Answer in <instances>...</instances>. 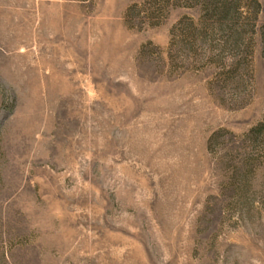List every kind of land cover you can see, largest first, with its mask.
<instances>
[{"label": "rangeland", "instance_id": "1", "mask_svg": "<svg viewBox=\"0 0 264 264\" xmlns=\"http://www.w3.org/2000/svg\"><path fill=\"white\" fill-rule=\"evenodd\" d=\"M209 1L0 0V264H264V0Z\"/></svg>", "mask_w": 264, "mask_h": 264}, {"label": "trees", "instance_id": "2", "mask_svg": "<svg viewBox=\"0 0 264 264\" xmlns=\"http://www.w3.org/2000/svg\"><path fill=\"white\" fill-rule=\"evenodd\" d=\"M220 2V5H219V7H217V6H215L216 5V3H219ZM227 1L226 0H210L209 2H208V4L211 6V11H214V10H216L215 9V7H217L218 9L217 10H220V12H217L218 14H221L222 13V11H223V13H226L227 11H228V8H229V6L227 5Z\"/></svg>", "mask_w": 264, "mask_h": 264}]
</instances>
